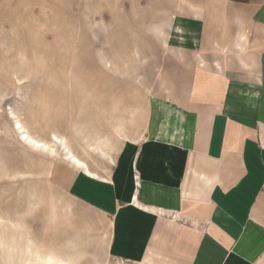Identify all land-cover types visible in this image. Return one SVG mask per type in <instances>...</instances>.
<instances>
[{
    "label": "crops",
    "instance_id": "0c3cea01",
    "mask_svg": "<svg viewBox=\"0 0 264 264\" xmlns=\"http://www.w3.org/2000/svg\"><path fill=\"white\" fill-rule=\"evenodd\" d=\"M166 1L160 123L70 191L108 264H264V0Z\"/></svg>",
    "mask_w": 264,
    "mask_h": 264
},
{
    "label": "rangeland",
    "instance_id": "374dc122",
    "mask_svg": "<svg viewBox=\"0 0 264 264\" xmlns=\"http://www.w3.org/2000/svg\"><path fill=\"white\" fill-rule=\"evenodd\" d=\"M171 7L0 0V264L110 263L106 220L70 191V166L103 182L120 145L160 123L155 78ZM16 121L52 150L24 141Z\"/></svg>",
    "mask_w": 264,
    "mask_h": 264
},
{
    "label": "bare ground",
    "instance_id": "6f19581e",
    "mask_svg": "<svg viewBox=\"0 0 264 264\" xmlns=\"http://www.w3.org/2000/svg\"><path fill=\"white\" fill-rule=\"evenodd\" d=\"M16 127L17 129L19 130L20 134H21V137L24 139V141H26L28 144H31L32 146H34L35 148H41V149H51L52 148L46 144V143H42L40 141H37L35 138H33L29 133H27L23 126L21 125V123L19 121H16ZM52 141L54 142H60L59 141V138L56 136V135H53L52 137ZM64 154L65 156H67V158H70L75 164H78L80 166H83L85 168V166L82 164L81 161H79L75 156L74 154H72L73 152L69 150L68 147L64 146ZM72 152V153H71ZM86 169V168H85ZM86 172L87 169H86ZM47 257V256H46ZM45 257V258H46ZM40 258V257H39ZM52 259L53 257L49 256L46 258V264H50V262H52ZM43 260V259H41Z\"/></svg>",
    "mask_w": 264,
    "mask_h": 264
}]
</instances>
